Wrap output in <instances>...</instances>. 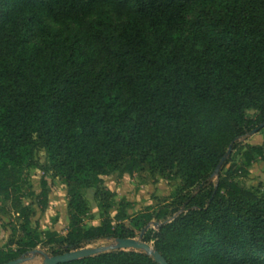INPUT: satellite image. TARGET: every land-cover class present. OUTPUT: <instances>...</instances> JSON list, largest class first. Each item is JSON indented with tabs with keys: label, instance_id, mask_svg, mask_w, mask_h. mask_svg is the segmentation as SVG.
<instances>
[{
	"label": "trees",
	"instance_id": "obj_1",
	"mask_svg": "<svg viewBox=\"0 0 264 264\" xmlns=\"http://www.w3.org/2000/svg\"><path fill=\"white\" fill-rule=\"evenodd\" d=\"M262 122L264 0H0V264L134 237L126 220L168 264H264V193L239 181L264 162V139L242 141ZM31 168L65 185L64 234L23 202L42 211L51 191ZM113 172L180 183L133 213ZM58 264L157 263L113 249Z\"/></svg>",
	"mask_w": 264,
	"mask_h": 264
},
{
	"label": "rangeland",
	"instance_id": "obj_2",
	"mask_svg": "<svg viewBox=\"0 0 264 264\" xmlns=\"http://www.w3.org/2000/svg\"><path fill=\"white\" fill-rule=\"evenodd\" d=\"M256 113L254 109H248V116H253ZM264 139V127L259 129L255 133H248L246 138L243 139V143H253L259 144ZM45 153L43 150L39 151L40 163L44 161ZM235 158L238 157V154H235ZM29 179L31 181L33 190L35 192L40 191V179L45 177L50 184L51 191L48 194L47 198V207L44 210H40L35 199H30L25 197L23 202L25 204L31 203L35 209V214L33 219L39 221L41 228H50L56 230L59 234H64L67 228V208H66V198H65V185H63L56 177H53L50 172L44 173L41 168H31L28 170ZM144 181L140 180L136 174L131 175L130 178L125 176L126 181L124 183L120 182L122 176L113 172L105 176L104 184L114 191L115 196L114 200L117 203L121 197H125L128 201L132 203V209L130 210L133 213H138L146 205H152L156 207L161 203L162 199L170 195L180 183V178L173 177L167 179L160 175L156 176V181L153 182L152 178L148 174H144ZM133 179V181H130ZM241 184L247 187H257L260 189V192L264 193V162L257 160L253 163L250 168V173L248 177L239 178ZM142 185V186H141ZM85 197L89 205V215L92 217V221H98V208L96 202L92 197V190L89 189L86 191ZM111 213H114V208L111 210ZM14 219L12 215L0 214V247L5 243L10 234V228L4 227L3 224H6L8 221ZM125 224L130 228H133L135 236L134 238H140L139 230L132 226V224L126 220ZM113 243L111 240H98L93 242L87 247H95L99 245H107ZM43 253L50 255L48 250L44 247H37ZM25 256H31L28 261H25L22 264H41L43 255L40 253H32L31 251L27 252Z\"/></svg>",
	"mask_w": 264,
	"mask_h": 264
},
{
	"label": "water",
	"instance_id": "obj_3",
	"mask_svg": "<svg viewBox=\"0 0 264 264\" xmlns=\"http://www.w3.org/2000/svg\"><path fill=\"white\" fill-rule=\"evenodd\" d=\"M262 127H264V122L260 123L259 126L253 129L252 131H250V133H255ZM230 152H231V144L228 146L224 155L221 157L220 161L216 165L214 171L211 174L212 177L217 175L221 164L223 163L224 159ZM113 249H122V250L133 249V250L144 251L145 253L150 255L157 264H168L166 260L162 257V255L154 249L153 245L149 242L143 241L141 237L140 238H134V237L116 238L113 241V243H110L107 245H99L95 247L86 246V247L66 251L60 254H56V255H47L37 248H35L31 252L33 254L40 253L43 255L41 264H58V263H63V262H69L72 260H77V259L84 258V257L93 256L98 253L106 252V251L113 250ZM30 258L31 256L22 255L21 257H18L16 259H13L3 264H22L25 261H28Z\"/></svg>",
	"mask_w": 264,
	"mask_h": 264
},
{
	"label": "crops",
	"instance_id": "obj_4",
	"mask_svg": "<svg viewBox=\"0 0 264 264\" xmlns=\"http://www.w3.org/2000/svg\"><path fill=\"white\" fill-rule=\"evenodd\" d=\"M127 174H124L123 176H122V179H120V182L121 183H124V181H126V179H125V176H126ZM128 176V178H130L131 176L130 175H127ZM130 181H133V179H130ZM142 186V185H141Z\"/></svg>",
	"mask_w": 264,
	"mask_h": 264
}]
</instances>
